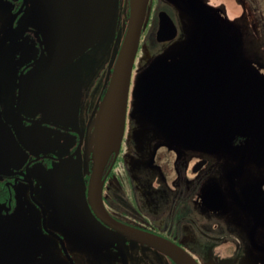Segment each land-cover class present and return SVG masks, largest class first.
<instances>
[{"label": "flooded vegetation", "instance_id": "flooded-vegetation-1", "mask_svg": "<svg viewBox=\"0 0 264 264\" xmlns=\"http://www.w3.org/2000/svg\"><path fill=\"white\" fill-rule=\"evenodd\" d=\"M53 1L0 0V264H175L132 238L140 231L176 244L198 264H264V161L250 160L264 154L238 150L245 137L230 152L212 153L166 139L153 125L131 124L137 60L151 28L157 44L171 42L157 54L165 61L188 54L180 50L189 21L179 1H148L124 132L103 165L99 201L89 187L97 114L129 0H116L101 41L63 66L49 54L102 16L91 7L109 0ZM181 1L211 10L228 31L237 28L243 60L264 78V0ZM162 11L177 35L158 42Z\"/></svg>", "mask_w": 264, "mask_h": 264}, {"label": "water", "instance_id": "water-1", "mask_svg": "<svg viewBox=\"0 0 264 264\" xmlns=\"http://www.w3.org/2000/svg\"><path fill=\"white\" fill-rule=\"evenodd\" d=\"M38 1L34 0L36 7ZM148 1L129 0L124 35L99 106L94 167L89 182L90 195L97 201L103 165L111 153L117 154L123 136L131 75ZM172 1H179L182 6L179 10L189 21L185 41L180 46L188 54L175 62L165 61L168 56L155 55L142 68L132 89V115H138L134 112L136 108L142 117H136L140 124L153 125L164 138L189 148L230 152L238 136L245 137L243 145H247L235 146L238 150L264 154V78L243 60L238 29L228 31L211 10L193 7L181 0ZM91 10L95 14L105 13L92 16L83 29L80 24L78 33L74 35L72 31L74 38L70 35L57 43L58 52L50 53L48 61L63 66L101 41L104 31L113 25L116 0L107 1L104 8L95 5ZM159 18L156 40L174 39L177 30L172 20L163 11ZM90 33L89 40L77 39ZM4 41L0 42V52ZM254 156L250 160L264 161ZM131 236L169 256L175 264H198L188 252L162 237L141 231L132 232Z\"/></svg>", "mask_w": 264, "mask_h": 264}, {"label": "rangeland", "instance_id": "rangeland-1", "mask_svg": "<svg viewBox=\"0 0 264 264\" xmlns=\"http://www.w3.org/2000/svg\"><path fill=\"white\" fill-rule=\"evenodd\" d=\"M260 6L264 8V1L260 3ZM179 28H180V32H179V34L177 36V39L180 40L182 38L183 32H182V29H181V25L179 26ZM170 43L171 42L157 44L156 41H155V38H154V29L152 27L151 30L148 32V35L146 36V38H145V40L143 42V45L141 47V52H139L140 58H138V60H137V70L135 71L136 75L141 71V69L149 61H151V59L155 55L160 53L162 51V49L167 47L168 45H170ZM132 100H133V98H132ZM138 116L139 115L133 114V118L131 119V124H133L134 120L137 122L136 117H138Z\"/></svg>", "mask_w": 264, "mask_h": 264}]
</instances>
